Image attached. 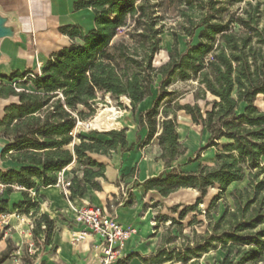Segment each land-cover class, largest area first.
I'll return each mask as SVG.
<instances>
[{
  "label": "trees",
  "instance_id": "16d2710c",
  "mask_svg": "<svg viewBox=\"0 0 264 264\" xmlns=\"http://www.w3.org/2000/svg\"><path fill=\"white\" fill-rule=\"evenodd\" d=\"M215 0L200 2V11L194 13L192 4L181 15L184 23L179 32L172 30L173 45L168 52V60L159 68L152 62L159 50L161 29L156 27L153 9L149 0H142L134 6L130 2H95L94 29L84 33L79 27L64 26L59 29L73 42L66 48L50 56L39 74L13 72L9 76L0 75V80L11 82L25 80L31 91H16L12 85L0 83V98H14L15 101L3 108L0 117L1 132L8 138L3 145L1 156L10 155L18 168L0 169V183L7 195L13 193V186L31 190L39 186H54L57 173L73 162H83L82 176L70 180L69 199H81L86 186L96 191L101 187L98 178H104V166L91 158V154L106 155L118 146L129 151L125 129L110 130L101 134L105 142L98 139L80 138L72 143V133L78 121L85 120L93 112V104L98 92L109 94L111 98L124 97L132 110L152 95L154 77L159 76L158 94L150 108L138 115L139 127L145 126L148 134L145 142L155 135L161 150L160 159L169 166L185 153L176 130L175 112L170 113L168 104L160 109L161 102L171 93L167 87L174 78L195 80L199 92L208 93L212 100L205 103L204 111L197 105H177L176 110H184L193 124L208 134L207 146L218 145L224 140L221 150L216 153L214 167L200 166L194 172H183L172 167L145 181V191L155 190L166 197L179 189H193L199 193L194 204L175 205L170 208L178 213L172 225L193 212L206 196L209 187L217 186L225 191L233 183L240 182L248 172V185L242 190L234 189L230 195L234 209H226L217 222H213L212 235L202 236L194 247H187L179 260L188 262L200 258L202 254L220 246L226 252L219 264H234L230 256L241 247L247 252L241 258L264 264V177L260 180L259 160L264 157V111L254 106L255 98H264V0L256 2L244 17L223 20L215 7ZM222 9V8H221ZM131 22V24L129 23ZM234 24L239 29L235 30ZM121 29L133 31L136 47L124 42L111 44ZM129 29V30H128ZM130 34V33H129ZM185 35L190 40L185 50H178V37ZM78 38L79 41H74ZM28 74H33L29 77ZM244 104L237 114L240 104ZM159 120H157V118ZM161 119V120H160ZM72 145V146H71ZM203 149V148H202ZM194 160L188 159L187 164ZM22 199L14 204L13 211L21 212L27 205L34 208L30 198L22 192ZM219 198L213 197L211 205ZM8 199L0 200V215L8 213ZM31 203V204H30ZM54 222L41 214L32 229L34 234L43 233L46 243L52 236ZM10 245L0 253V263L7 259ZM164 259L159 250L156 261Z\"/></svg>",
  "mask_w": 264,
  "mask_h": 264
},
{
  "label": "crops",
  "instance_id": "0c3cea01",
  "mask_svg": "<svg viewBox=\"0 0 264 264\" xmlns=\"http://www.w3.org/2000/svg\"><path fill=\"white\" fill-rule=\"evenodd\" d=\"M0 17L9 30V35L0 39V75L40 73L50 56L73 42L59 31L61 27H79L84 33L94 29V0H0ZM74 41L79 40L75 38ZM2 81L5 80L0 83ZM9 99L0 98V116ZM145 101L137 105L139 113L149 108L143 106ZM125 132L127 146L133 145V149L125 151L119 146L108 155L91 154L94 161L104 166V178L97 179L101 190H93L87 185L83 197L73 203L80 205L84 201L105 207L122 226L134 229L115 264H169L163 258L156 261L165 244L161 238L163 232L157 225L161 222L162 208L170 210L175 205L191 203L199 194L193 189H179L163 197L155 190L145 191L143 185L149 178L168 172L172 167L183 172H193L198 167L187 170L189 166L182 162L186 149L182 156L166 166L159 158L161 150L157 135L145 142L148 131L145 126L139 127L138 116L136 123ZM34 190L42 202L38 216L45 214L54 222L51 236L54 252L44 264H99L94 258L92 239L77 246L70 243L71 231L79 226L74 222L60 189L55 185H38ZM10 196L13 205L21 200L17 192ZM167 230L164 228L165 233Z\"/></svg>",
  "mask_w": 264,
  "mask_h": 264
},
{
  "label": "rangeland",
  "instance_id": "374dc122",
  "mask_svg": "<svg viewBox=\"0 0 264 264\" xmlns=\"http://www.w3.org/2000/svg\"><path fill=\"white\" fill-rule=\"evenodd\" d=\"M188 1H190L192 4V11L194 13H198L201 10L200 2L204 0H149L154 11L153 17L155 18L156 27L160 28L162 31L159 35V50L152 62V66L156 69L166 63L168 60V52L173 45L171 31H180L181 26L184 23V18L182 17L181 13L183 10L188 8ZM215 1V7L219 8L217 14L221 15L223 20H236L239 17H244L245 11L254 6L256 2H261L262 0ZM95 2H118L123 4L130 2L134 6H137L142 2V0H95ZM263 20L264 19L261 17L259 22L260 26L263 24ZM129 23L131 24V22ZM234 28L235 30L239 29L236 24H234ZM189 41L196 43V38L190 40L185 35H179L178 50H185ZM120 42H124L129 47H136L139 54H141L142 49L139 47L136 35L133 31L128 32L127 34V30H119L117 35L112 39L111 44ZM158 81L159 76H155L154 82L151 86L152 95L146 98L143 106L150 108L153 101L156 99L158 94ZM1 84H10L21 91L32 90L29 86L24 85V79L20 81L13 80L11 82L2 81ZM198 88L199 86L195 80L182 81L174 78L171 84L167 87V92H170L171 94L161 102L160 106L161 109L163 106L168 104L166 101H172L168 104V113L169 117H173V115L170 113L175 112L174 118L176 122V130L179 135V141L181 146L186 149V155L182 162H185V164L189 166L187 167V170H194L193 168H199L200 166L214 167L217 164L215 155L221 150V146L224 142V140H219L217 146L206 147L208 139V134L206 131L202 130L198 125L193 124L190 120V117L185 114L184 110H176L177 105L190 104L192 106L197 105L203 112L205 103L211 101L212 97L208 93L203 94L202 92H199ZM9 100L6 101V105L11 101H15L13 98ZM244 106L245 105L243 103L240 104L236 113H241ZM254 106L257 108V110L264 111V98L262 95H258L255 98ZM92 107L93 112L91 113V116L76 123L75 129L72 133L73 144H78L80 142V138L85 140L98 139L102 142L107 140V138L101 134L102 132H106L105 130H98L89 126V122L92 121L95 116L103 109L114 108L116 112H120V126L116 127L115 130L126 129V131L128 130V127L136 123L140 110L137 106L135 110H132L130 103L124 97L114 99L111 98L109 94H105L103 92L97 93L95 103ZM159 118L162 117L158 116L157 120H159ZM1 130L2 129L0 127V146H3L8 142L9 139L3 135ZM126 134L127 133L125 132V137ZM111 153L112 151L108 152V154ZM9 156L10 155L0 157L1 170L19 167V165L12 161ZM189 158L194 161L190 164H187V160ZM84 167L85 163L83 162H73L71 165L66 167V169L61 170V174L63 178H66L68 181L72 180L74 176L81 178V170ZM259 168L264 169V157L260 158L259 160ZM258 171L259 169H255L252 172H257L258 178L261 180L264 175L262 172ZM98 180H101V178H98ZM248 182L249 177L248 172H246L245 177L240 182L231 184L226 188L225 191H221L217 186L209 187L207 189L206 196L202 199V203L199 204V206L193 212H189L184 217V219L180 221L181 225H172L171 223L172 218L176 220L178 219V213L182 207L178 209L177 213H172L168 208L166 210L162 208L163 213L160 214L161 222L157 223V225L163 232L161 238L163 241H165V244L163 246L162 253L165 254V258L168 259L169 264H219L224 259L226 252H223L220 246H218L217 249L210 250L209 252L202 254L200 258H192L188 262L179 261L182 256L185 255L187 247H194L200 242L201 237L206 235V230H209L207 234L208 236L212 235L211 224L213 222H217L226 209H234L233 199L230 195L231 191L234 189L242 190L248 185ZM4 189L5 186L0 183V200L8 199L7 211H9L8 213H11L13 212L12 209L14 208L13 202H11V194L7 195ZM12 190L13 192H17L21 199V193L24 192L27 197L30 198L31 203L34 204L35 207L29 209V206L31 205H27V207L24 206L23 210L20 212L21 214L28 216L30 220L20 221L17 219H10L9 224L2 225L0 227V246L2 247L0 253L7 249L8 244L10 245L7 259L0 264H44L45 259L50 257L54 252L52 237L50 238L49 243H46L47 239L43 233L36 235L32 232V229H30V223L32 222L34 227L35 221L38 219V215L41 212V198L37 195L34 189L22 190L17 186H13ZM216 195H219V198L211 205L210 203L213 197ZM194 201H191V203L186 202L188 204H182V206L193 204ZM157 211L159 212V210ZM164 228H168L166 233ZM236 251L237 250H234L230 256V260L234 264L241 261V258L247 252V248L241 247L239 253H236ZM240 264L262 263L245 261L241 262Z\"/></svg>",
  "mask_w": 264,
  "mask_h": 264
},
{
  "label": "built area",
  "instance_id": "2783aa9c",
  "mask_svg": "<svg viewBox=\"0 0 264 264\" xmlns=\"http://www.w3.org/2000/svg\"><path fill=\"white\" fill-rule=\"evenodd\" d=\"M33 74H28V76L33 77ZM16 91L19 90L16 89ZM55 186L60 189L67 202L68 210L74 217V222L79 226V229L71 231L70 243L77 246L90 238L93 242L92 248L95 251L94 258L99 264L119 262L120 252L134 233V229L122 226L116 220L115 215L105 207L93 206L84 201H81L80 205H75L69 199L70 182L63 178L61 172L57 173ZM10 219L30 220L28 216L18 211L3 213L0 215V227L9 224ZM30 229H33L32 222Z\"/></svg>",
  "mask_w": 264,
  "mask_h": 264
},
{
  "label": "bare ground",
  "instance_id": "6f19581e",
  "mask_svg": "<svg viewBox=\"0 0 264 264\" xmlns=\"http://www.w3.org/2000/svg\"><path fill=\"white\" fill-rule=\"evenodd\" d=\"M121 117L120 112H116L114 108H105L100 111L95 118L89 122V126L98 130H112L120 126L119 118Z\"/></svg>",
  "mask_w": 264,
  "mask_h": 264
},
{
  "label": "water",
  "instance_id": "95a60500",
  "mask_svg": "<svg viewBox=\"0 0 264 264\" xmlns=\"http://www.w3.org/2000/svg\"><path fill=\"white\" fill-rule=\"evenodd\" d=\"M3 24H4V19L0 17V39L9 35L8 28L4 27ZM112 130H115V129H112ZM106 131H110V130H106ZM2 151H3V146H0V157H1Z\"/></svg>",
  "mask_w": 264,
  "mask_h": 264
}]
</instances>
